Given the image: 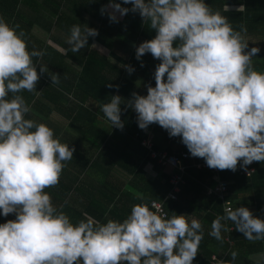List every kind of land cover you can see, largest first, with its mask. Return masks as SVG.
Segmentation results:
<instances>
[{"label": "clouds", "instance_id": "1", "mask_svg": "<svg viewBox=\"0 0 264 264\" xmlns=\"http://www.w3.org/2000/svg\"><path fill=\"white\" fill-rule=\"evenodd\" d=\"M99 11L112 23L138 13L155 34L134 45L135 58L141 67L145 53L159 61L154 85H144L146 94H112L99 105L111 126L122 129L120 114L132 109L140 129L158 124L209 168L235 171L239 161L243 170L264 161V71L252 66L260 48L248 47L243 26L235 31L205 0H107ZM97 34L94 27L74 24L65 42L76 53ZM41 55L29 51L22 33L0 18V216L15 213L0 223V264H193L203 238L194 217H166L141 202L122 221L101 223L85 214L73 224L53 205L44 189L58 182L73 148L46 123L25 118L31 109L17 94H39L37 64L50 84L59 82L58 74L33 62ZM122 67L134 71L129 64ZM224 212L211 221L209 236L221 240V231H229L221 221L230 220L245 239L264 240V218L243 205ZM229 255L234 261L237 252ZM262 261L264 253L257 264Z\"/></svg>", "mask_w": 264, "mask_h": 264}, {"label": "trees", "instance_id": "2", "mask_svg": "<svg viewBox=\"0 0 264 264\" xmlns=\"http://www.w3.org/2000/svg\"><path fill=\"white\" fill-rule=\"evenodd\" d=\"M256 1L260 5L264 3V0ZM1 2L4 8L11 6V4L12 7L16 8L18 4V0H1ZM120 2L122 3V0ZM205 2L212 11L218 12L224 17L236 13L221 10L225 0H205ZM27 4L34 16L33 19L31 18L28 27L22 28V22L13 23L14 28L18 29V33H22L23 39H25L26 36L30 35L29 27L37 22L47 30H51L53 41L63 48V51L51 45L42 49L33 48L43 52L40 57H32L33 62L43 64L51 72L58 74L59 81L55 85L50 84V77L46 73L40 74L39 64L36 65L40 79L38 89L41 91L37 98L32 96L35 100L34 103L37 104L35 107L48 118L56 114L70 121V125L85 136L92 133L93 128L95 132L98 129V133L94 134L98 135L101 143L105 142L102 145L101 153L115 154L118 160H122L124 156L132 158L126 154L127 148H131L144 156L146 160L151 159L162 180H157L158 183L147 181L143 187L151 194L147 200V205L153 200L164 201L168 216L187 210L200 216L201 219L203 218L200 222L203 238L198 246L201 253L193 259V264H212V256L218 254V251L210 248V243L216 244L223 252V254L217 255L222 264H241L248 254V249L254 247L253 243L248 244L243 234L235 228L229 236L231 241L226 239L228 231L223 230L221 231V240H216L208 235L211 229L203 223L205 219L211 222L217 216L225 215L223 202L218 197L207 194V188L215 184L211 169L196 166V164L205 163L203 158L195 157L194 160L185 162L188 165L185 183L181 186L176 200L167 199L172 188L170 184L171 172L166 168L163 169L157 160L151 157V151L143 145V142L152 136L153 151H167L169 154L174 152L181 157L182 152H188V150L180 142L179 136L170 137L167 131L156 123L150 124L146 129H140L136 123V114L132 109H124L121 112V120L124 122L122 129L111 126L113 130L108 132L97 124L99 117L110 124L99 110V105L108 102L112 94H119L127 99L133 91L146 94L145 83L154 85L152 72L159 61L145 53L141 57L143 61L141 67L140 61L134 55V45L152 38L155 31L148 28L147 22L143 25L139 14L131 11L123 17H119L118 22H109L107 15H101L99 11L102 4H107V0H42L41 3L39 0H29ZM127 7H130V4ZM45 11L51 15L50 20L48 16L45 17ZM263 13L259 17L260 22L264 21ZM117 15L119 16L118 13ZM44 18L47 19V22L43 21ZM230 20H228L229 24L233 22V18ZM243 20L252 21L254 17L250 14L245 16L239 14V17L234 20L239 27L231 25L232 28L235 31L241 30ZM74 24L81 26V28L88 25L97 29L98 32L95 37H89L88 45L76 53H73L65 42L69 35V29ZM262 26L264 27V22ZM94 42L106 49L108 54L93 46ZM26 47H28L27 43ZM33 49H29V51ZM256 56L262 62L252 65L253 68L257 71H264V52L260 50ZM121 63L133 66L134 71L128 73ZM109 84L118 87H109ZM120 107L123 109L124 105L121 104ZM172 138H174L173 141ZM239 169L240 163L238 161L235 171L224 169L219 172L221 180L231 182L226 199L233 203V209H235L240 206L237 204L239 199L249 196L251 204L256 206L258 210V214L255 216L264 218V161H256V170L251 177L241 176ZM141 175L144 176V173L141 172L139 177ZM198 210H204L205 214L203 216L197 214ZM87 211L93 213L92 208H88ZM226 221L222 220L221 223L227 228L234 227L230 220ZM236 238L239 239L237 242ZM262 243V241H258L256 244L262 246ZM244 249H246V254L242 252ZM232 251L237 252L234 261L229 255Z\"/></svg>", "mask_w": 264, "mask_h": 264}, {"label": "crops", "instance_id": "3", "mask_svg": "<svg viewBox=\"0 0 264 264\" xmlns=\"http://www.w3.org/2000/svg\"><path fill=\"white\" fill-rule=\"evenodd\" d=\"M20 1L21 3L19 4L18 0L16 8L12 7V4L4 8L0 0V18L4 19L12 27H14L13 23L16 21L22 22V28H24L25 26L28 27L34 14L32 13L33 11L28 8L27 2L29 0H27V2L26 0ZM255 1L256 0H225L221 10L231 13L236 12L233 13V15L229 14L225 18L227 21L233 18L234 24H232V22L230 25H236L237 27H239V25L236 24L234 20L239 17V14L241 16L252 15L254 20L246 21L248 27L245 25V21H242V26L245 31L241 32V35L244 40L248 41L249 48L258 46L260 50L264 52V27L261 28L259 25L262 23L259 21V17L264 12V3L260 5V3ZM39 2L41 3L42 0H39ZM251 7H257L258 9ZM44 15L45 17L48 16L50 20L51 15L49 13L45 11ZM43 21L47 22V19L44 18ZM29 31L30 35L26 36L24 39L25 43L28 44V50L33 48L42 49L47 45H51L50 42H53L51 30H47L40 23L34 22L29 27ZM236 31L240 30L238 29ZM16 32H19L18 29H16ZM103 50L106 49L103 48ZM251 61L252 65L257 63L261 64L262 62L257 56L251 57ZM39 83L40 79L35 85L37 91H40V89H38ZM17 94L21 95L25 103L30 106L31 111L25 115V118L46 123L53 130L55 138L61 143H68L69 147L73 148L72 159L62 161L63 167L58 182L44 189V191L49 194L53 205L58 211H63L69 217L71 223L75 224L84 219L85 214L93 217L95 220H99L101 223L106 222L108 219L122 221L130 213L133 204L143 202L147 205V200L151 194L143 187L146 185L147 181L158 183L157 180H162L159 171L156 169L151 159L146 160L144 156H141L139 153L127 147L126 154L130 155L132 158L124 156V159L118 160L115 154L101 153L102 145L105 142L101 143L98 135L94 134L98 133V129L95 132L93 128V132L85 136L76 128H73L70 125V121L66 119H63V121L66 122L64 127H61V125L56 126L57 123L52 121V117H56V114L48 118L47 115L43 114L35 107L37 104L34 103L35 100L32 96L37 98L38 95L26 90H21ZM97 124L100 128L108 130V132L113 130L111 125L101 117L98 118ZM116 161L119 162L116 163ZM141 172L144 173V176L141 175L143 177L142 179L141 176L139 177ZM141 198L143 199L141 200ZM237 204L249 208L253 215L258 214V210L256 206L251 204L249 196L239 199ZM88 208H92L93 213L88 212ZM179 214H185L186 219L188 217H194L199 222L203 220L200 216L187 210H183ZM197 214L203 216L205 211L198 210ZM14 218L15 213H10L7 216H0V223ZM226 222L224 223L228 225ZM203 223L207 224L208 228L211 229L210 221L205 219ZM232 228L234 229V227ZM237 238L236 242L240 239L237 240ZM246 241L248 244L253 243L254 247L248 249V254H246V249L242 251L246 254V258H244L241 264H257L260 254L264 253V240ZM258 241L263 242L262 246L256 244ZM210 248L217 250L218 254H223L220 248L214 243H210ZM200 253L201 249L198 247L195 257L200 255ZM218 254H214L213 256L218 257ZM261 264H264V261H262Z\"/></svg>", "mask_w": 264, "mask_h": 264}, {"label": "built area", "instance_id": "4", "mask_svg": "<svg viewBox=\"0 0 264 264\" xmlns=\"http://www.w3.org/2000/svg\"><path fill=\"white\" fill-rule=\"evenodd\" d=\"M152 136H149L148 140H145L143 142V145L147 147L151 151V157L153 159H156L158 164H160L163 168H166L168 171L171 172L170 176V184L172 185L171 190L169 191L167 195V199L176 200L177 194L181 190V186L185 183V173L186 168L188 165H186L187 160H194L195 157L191 156L189 152H182L181 157L175 154L174 152L169 154L167 151H153L152 150ZM174 138H172V141ZM198 168H205V169H211L213 174V180L215 184L213 186H210L207 188V194L213 195L219 198L223 202V207L225 208H231L233 209V203L230 200L226 199V196L229 192V185L231 184L230 181H225L220 179V170L215 168H209L206 166L205 163L196 164ZM256 170V161H253L251 164L247 165L245 169H239V174L241 176L245 177H251ZM150 210L156 211L157 209L159 212H162L167 217V211L165 209V202L159 201V200H153L149 203ZM158 212V214H159ZM225 214V212H224ZM226 221V220H225ZM233 230L232 227L229 228L228 236L226 239L228 241H231V238L229 237V233H231ZM119 264V262H118ZM123 264H127V262H123ZM212 264H222V261L216 257H212Z\"/></svg>", "mask_w": 264, "mask_h": 264}, {"label": "rangeland", "instance_id": "5", "mask_svg": "<svg viewBox=\"0 0 264 264\" xmlns=\"http://www.w3.org/2000/svg\"><path fill=\"white\" fill-rule=\"evenodd\" d=\"M264 22V21H263ZM262 22V23H263ZM262 23H260L259 25L261 26V28L263 27L262 26ZM245 25L248 27V24H247V22H246V20H245ZM51 43V45H53V46H56V47H58V48H60V49H62L63 50V48H61V47H59L54 41L53 42H50ZM93 44H95L94 46H97L98 48H99V50L100 51H103V52H105L106 54H108V51L107 50H103V47L101 46V45H99L97 42H94ZM92 44V45H93ZM121 65H124L123 63H121ZM52 121H54V123L56 122L57 124H56V126H58V125H61V127H64V125L66 124V122L65 121H63V119L64 118H59V116H57L56 115V117L55 116H53L52 117ZM62 120V121H61ZM59 121V122H58Z\"/></svg>", "mask_w": 264, "mask_h": 264}]
</instances>
